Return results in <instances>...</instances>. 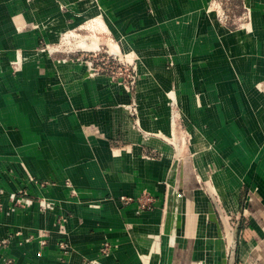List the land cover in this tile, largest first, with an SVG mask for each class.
Listing matches in <instances>:
<instances>
[{
    "label": "crops",
    "instance_id": "obj_1",
    "mask_svg": "<svg viewBox=\"0 0 264 264\" xmlns=\"http://www.w3.org/2000/svg\"><path fill=\"white\" fill-rule=\"evenodd\" d=\"M210 1L0 0V264H264V0ZM79 28L137 58L136 121L54 52Z\"/></svg>",
    "mask_w": 264,
    "mask_h": 264
},
{
    "label": "rangeland",
    "instance_id": "obj_2",
    "mask_svg": "<svg viewBox=\"0 0 264 264\" xmlns=\"http://www.w3.org/2000/svg\"><path fill=\"white\" fill-rule=\"evenodd\" d=\"M208 8L206 12L211 17V19H213V21L218 23L214 15L215 12H212V13L209 12ZM238 16H239V11L237 10L236 13H233V15H231L230 24L232 22H235ZM246 27L250 28L251 25H248ZM239 29H243V28H239ZM71 32L72 34H74L72 38L67 36V38L64 37L65 39H63V41L60 40L62 46L59 45L60 48L58 49L61 52H57V53H60L59 55H62L61 59L64 58L67 60V56H68L69 57L68 60L72 59L74 63L79 64L80 66L82 65L85 69L86 76L90 79H94L97 77H105V79H107L112 84L119 85L126 92L129 98V104L125 105L123 109L128 111V113L130 112L133 113L134 114L133 119L136 121L137 120L136 114L138 112L137 110L138 103L135 102L136 101L135 94H136V86H137L136 82H137V79L139 78V74L137 71V62H136L137 58L134 57L133 54H131L130 52L124 53L123 51H121L119 53H116L112 49V46H116L115 43L111 42L109 40L110 37H108L106 34L102 35V34H98L96 31L92 32L89 30L79 28L75 31H70L66 33V35L70 34ZM93 36H96L98 38L96 42L98 46L95 50L85 51V49L80 48L78 46V43L81 41H84L88 45H90L91 42L93 41V38H94ZM115 48H117V46ZM97 49H100V51L104 52L105 56L107 55L106 52L112 53V54L116 53L120 58H119V61L117 59L115 61L107 62L105 67L108 68V71L107 72L104 71L103 74L95 76L88 71L86 66H84L81 63L82 62L81 60L77 61V59L81 56L88 55V53L95 52ZM103 61L105 62L106 60H103ZM167 100H168L167 106L169 110V123L170 125H172V127L173 126L178 127V124H179L178 122H180L179 120L180 118H182V114L181 112L179 113L178 108L176 107V105H174L175 102L170 97H167ZM134 103L136 104L134 105ZM130 106L132 107L131 109H130ZM133 109H136V112H134ZM177 137H176V140H178Z\"/></svg>",
    "mask_w": 264,
    "mask_h": 264
},
{
    "label": "built area",
    "instance_id": "obj_3",
    "mask_svg": "<svg viewBox=\"0 0 264 264\" xmlns=\"http://www.w3.org/2000/svg\"><path fill=\"white\" fill-rule=\"evenodd\" d=\"M238 0H211L210 5L208 8L209 12H215V18L217 22L220 25L223 26H230L234 29H239V28H245L246 26L249 25L250 20H251V15L250 11L244 7L243 5L237 4ZM239 11V16L236 18L235 22H232L230 24V18L233 13H236V11ZM67 38V35L64 34L61 36L60 40L63 41V39ZM72 38V37H71ZM60 46L61 41H60ZM60 46H57L60 48ZM56 48L54 49V52H61L59 49ZM51 52H53V47L51 48ZM70 52V51H69ZM106 56L104 55V52L100 51V49H97L95 52L88 53V55L81 56L77 59V61H82L81 63L86 66L88 71L97 76L100 74H103L104 71L107 72L108 68L105 67L106 63L109 61H115L118 59L119 61V56L116 53H108L106 52ZM103 60H106L105 62ZM12 199H14V196H11ZM123 201L126 203L132 201L130 198H122ZM143 200V201H142ZM139 203L140 209H149V205H151L152 201L149 199L148 195L144 194V198L142 199ZM6 243L5 241H0V247L4 246ZM110 251V246L108 244H104L101 252L102 254H108ZM10 261H6L5 264H10ZM88 264H101L97 261H92L89 262Z\"/></svg>",
    "mask_w": 264,
    "mask_h": 264
},
{
    "label": "bare ground",
    "instance_id": "obj_4",
    "mask_svg": "<svg viewBox=\"0 0 264 264\" xmlns=\"http://www.w3.org/2000/svg\"><path fill=\"white\" fill-rule=\"evenodd\" d=\"M162 165V164H161Z\"/></svg>",
    "mask_w": 264,
    "mask_h": 264
}]
</instances>
